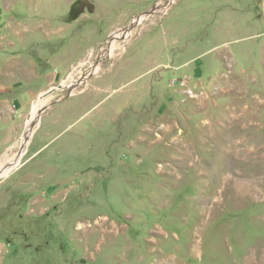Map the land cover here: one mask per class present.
Instances as JSON below:
<instances>
[{
	"label": "rangeland",
	"instance_id": "rangeland-1",
	"mask_svg": "<svg viewBox=\"0 0 264 264\" xmlns=\"http://www.w3.org/2000/svg\"><path fill=\"white\" fill-rule=\"evenodd\" d=\"M169 1L0 0V264H264V0Z\"/></svg>",
	"mask_w": 264,
	"mask_h": 264
},
{
	"label": "bare ground",
	"instance_id": "bare-ground-1",
	"mask_svg": "<svg viewBox=\"0 0 264 264\" xmlns=\"http://www.w3.org/2000/svg\"><path fill=\"white\" fill-rule=\"evenodd\" d=\"M162 4H163V2H161V3H160L159 5H157V6H153L151 10H153V12L158 11L159 8H161V7L163 6ZM153 12H152V13H153ZM141 17L144 18L145 15H142ZM142 18H141V19H142ZM138 19H139V17H135V18L132 20L131 23H134L135 21H138ZM130 31H131V30L128 28L123 36L128 37ZM121 48H123V44H118V43L115 42L113 45H111V47L106 51V53H105L104 56L101 58V60H100L95 66H93V68H92V70H91L90 72L94 73V72H97L98 70H100L103 61H105L107 57L109 58L110 56H112L113 54H115V52H116L117 50H120ZM81 82H82V80H81V81H78V82H76V83H74V84H71V83H70V85H67V87H68L69 89H74L76 86L80 85ZM41 100H42V101H41ZM44 101H45V99H44ZM44 101H43V96H41L40 99L36 102L35 107H34V110H33V114H32V116H31L32 118L29 120V122H28V124H27L26 131H25V133H24V138H23L24 141H26V139L29 137V135H30V131H31V127H32V125H33V122H34V120H35V117L37 116V112H38L40 106L42 105V102H44ZM46 103H47V102H46ZM46 103H45V104H46ZM40 110H41V109H40ZM39 112H40V111H39ZM14 162H15V161H14Z\"/></svg>",
	"mask_w": 264,
	"mask_h": 264
},
{
	"label": "water",
	"instance_id": "water-1",
	"mask_svg": "<svg viewBox=\"0 0 264 264\" xmlns=\"http://www.w3.org/2000/svg\"><path fill=\"white\" fill-rule=\"evenodd\" d=\"M172 1H174V0H170L169 2H172ZM151 9H152V7H151L149 10H147V11L141 13V14H138V16H139L138 21H135L134 23H131L130 25L127 26V28H129V29L131 30L135 25L141 23L144 19L150 17V16L152 15V12H153V10H151ZM142 15H145V17L141 19V16H142ZM62 87H63L62 85L59 86V88H62ZM52 91H53V89L47 91L44 95L47 96V95H49Z\"/></svg>",
	"mask_w": 264,
	"mask_h": 264
}]
</instances>
